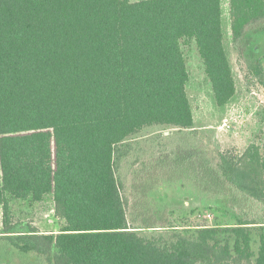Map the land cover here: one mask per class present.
<instances>
[{
  "label": "trees",
  "instance_id": "1",
  "mask_svg": "<svg viewBox=\"0 0 264 264\" xmlns=\"http://www.w3.org/2000/svg\"><path fill=\"white\" fill-rule=\"evenodd\" d=\"M227 1L235 45L264 21V0ZM222 16V0H0L4 233L11 200L51 195L62 223L57 235L33 228L0 242L43 264H264V147L143 162L132 140L153 127L193 131L181 41L195 42L215 106L232 100ZM167 138L149 149H164ZM179 169L203 191L220 189L236 205L235 223L192 231L157 222L146 209L150 176Z\"/></svg>",
  "mask_w": 264,
  "mask_h": 264
},
{
  "label": "rangeland",
  "instance_id": "2",
  "mask_svg": "<svg viewBox=\"0 0 264 264\" xmlns=\"http://www.w3.org/2000/svg\"><path fill=\"white\" fill-rule=\"evenodd\" d=\"M227 3V0H222V25L224 48L234 76V97L223 108L215 106L195 42L181 41L180 48L188 73L186 94L193 114V131L173 127L143 130L132 138L136 143L141 142L140 147L146 151L141 161H153L171 153L176 156L188 150H203L215 160L220 153L242 152L252 143L264 147V21L250 25L243 39L234 45L229 34ZM163 136L168 137L164 149H149L150 141L162 142ZM121 178L124 193L130 196L133 190L132 174L125 167ZM150 178L154 183L149 191L145 185L141 189L148 191L149 204L146 209L154 213L160 224L169 220L177 230L193 231L206 227L224 228L235 223L230 208L235 209L236 205L229 198L224 199L217 187L208 189L205 186L206 190L203 191L200 179L194 181V177L182 169L173 173H154ZM10 209L11 228L7 234L4 233L0 210V236L22 233L33 228L40 234L60 233L62 223L54 215L51 195H46L39 202L31 199L11 200ZM260 233L256 227L252 243L254 252L259 247ZM2 263L43 264V260L33 254H22L0 242Z\"/></svg>",
  "mask_w": 264,
  "mask_h": 264
}]
</instances>
